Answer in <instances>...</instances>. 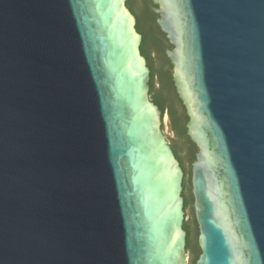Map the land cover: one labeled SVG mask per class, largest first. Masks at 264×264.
Listing matches in <instances>:
<instances>
[{
	"label": "water",
	"instance_id": "95a60500",
	"mask_svg": "<svg viewBox=\"0 0 264 264\" xmlns=\"http://www.w3.org/2000/svg\"><path fill=\"white\" fill-rule=\"evenodd\" d=\"M150 8L193 162L128 0H0V264H264V0Z\"/></svg>",
	"mask_w": 264,
	"mask_h": 264
},
{
	"label": "trees",
	"instance_id": "16d2710c",
	"mask_svg": "<svg viewBox=\"0 0 264 264\" xmlns=\"http://www.w3.org/2000/svg\"><path fill=\"white\" fill-rule=\"evenodd\" d=\"M150 4H151V0L128 1V6L130 7V9H132L134 15L136 14L137 16L138 19L137 29L143 36L141 51L142 54L146 57V59H148L149 68L151 70L150 95H153L152 97L153 102L160 107L163 113L165 106L167 105L169 107L172 126L175 129L178 137H180L178 143L186 149L188 158H190V160L193 162L195 160V154L197 152V148L189 140L186 134V123L188 121V117L186 115L185 109L181 101L179 100L176 94L172 80V69L168 70L166 68L165 60L162 58L159 60L158 69H155L148 55V51H147L148 48H154L159 50L165 46V41L167 43V48L168 49L172 48L169 45L168 40L167 39L165 40V38L161 37V36L165 37V35L160 31L159 27L156 24L155 18H157V16L152 12L150 8ZM165 58H167L166 54H165ZM155 75L159 77V81L161 84V87L158 91L155 90V82H154ZM172 148L185 171L183 196L185 199V209H186V206L188 205L190 200V198L187 195V180H186L187 173L184 166V160L180 156L178 148L176 146H172ZM190 197L193 201L192 195H190ZM195 225H196V221H195ZM185 229L187 231V249H189L191 244L193 243V240H192L191 232L186 225H185ZM196 231L198 234L197 225H196Z\"/></svg>",
	"mask_w": 264,
	"mask_h": 264
},
{
	"label": "flooded vegetation",
	"instance_id": "af4514ba",
	"mask_svg": "<svg viewBox=\"0 0 264 264\" xmlns=\"http://www.w3.org/2000/svg\"><path fill=\"white\" fill-rule=\"evenodd\" d=\"M129 1V0H128ZM151 5V4H150ZM132 10V9H131ZM133 12V11H132ZM135 16H136V14H135ZM136 18H137V16H136ZM137 24H138V19H137ZM147 61H148V59H147ZM148 66H149V62H148Z\"/></svg>",
	"mask_w": 264,
	"mask_h": 264
}]
</instances>
